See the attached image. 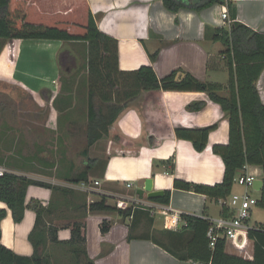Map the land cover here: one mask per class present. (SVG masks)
Masks as SVG:
<instances>
[{
    "label": "crops",
    "instance_id": "crops-1",
    "mask_svg": "<svg viewBox=\"0 0 264 264\" xmlns=\"http://www.w3.org/2000/svg\"><path fill=\"white\" fill-rule=\"evenodd\" d=\"M87 2L100 32L117 42V71L129 73L148 66L154 69L159 79L188 73L203 82L227 84L226 81H218L224 73L219 75L217 69H209L208 65L212 58L223 59L222 53L226 48L215 38L218 29H230V22L223 18L226 6L215 4L200 13L181 9L175 14L168 11L161 0ZM235 3L238 8L237 21L264 34V0H235ZM34 43L55 45L43 57L40 46H33ZM65 47V42L56 40H17L6 43L0 52V84L8 83L16 90L32 94V101L31 98L25 101V110L37 108L44 113L45 126L48 124L58 128L62 125L87 124L91 94L95 105L112 104L116 100H121V104L128 102V107L110 126L109 137L88 151V158L101 159L105 165L90 172L87 183H71L66 177L67 171L72 166L76 170L84 168L86 160L80 161L78 165L72 162L65 165L62 136H55L54 141L32 152L26 139L17 147L18 138L13 139L9 132H0V146L14 143L13 147L18 148L9 153L6 159L0 156V168L51 187L73 191L69 196L59 197L51 188L32 185L27 191L26 204L35 201L46 209L51 206V213L45 216V220L48 224L63 226L58 232L60 242H67L71 238V231L65 226L76 218L85 221L87 252L95 264H200L180 261L149 240L154 237V233L181 230V227L176 230L165 228L164 215L147 216L138 212L131 230L132 217L122 219L116 214L86 213L85 208L102 196L109 199L110 205H114L119 198L126 199L134 206L149 203L166 205L152 202L146 195L141 200L137 195V190L144 186L147 179L152 178L154 190L171 192L169 206L194 217H221L223 200H211L201 194L174 188L175 180L211 186L222 183L225 166L221 157L213 153V147L229 143L230 126L221 106L211 101L206 93L197 91H141L134 99L127 100L121 99V96L117 98L115 90H90L89 56L87 58L79 50L74 53ZM11 48L16 50L14 55L10 53ZM25 51L28 54L24 58ZM152 56H156V59ZM80 61L86 63L83 64L86 69L81 70ZM70 62L71 67L68 64ZM62 68L67 71L63 77ZM81 75L87 76V90H58L60 78L66 80L77 77L76 85L74 81L76 88ZM257 90L264 105V71ZM6 92L9 93L8 90ZM199 102L205 103L201 110L188 109ZM0 110H4L1 104ZM213 125H217V129L210 134L208 146L203 152H197L190 141L176 138L177 128L199 129ZM94 152L97 154L94 155ZM78 154L81 159V152ZM247 171L257 176V180H263L262 167L248 166ZM31 173L39 174L40 179L30 178ZM53 178L65 183L63 186L55 184L57 181ZM96 181L99 182L97 186ZM130 184L132 188H128ZM238 187L236 184L234 193ZM1 209L7 211L1 223L2 245L19 256H32L34 248L29 236L36 222L35 211L27 209L24 220L16 224L11 211L2 202ZM85 214L87 217L83 218ZM104 221L110 224L105 234L101 231ZM130 233L137 239H130ZM251 247L249 257L243 256L241 250L232 244L226 245V251L231 255L252 259L253 241ZM66 249L50 242L46 252L53 263L62 264L61 260L68 255Z\"/></svg>",
    "mask_w": 264,
    "mask_h": 264
},
{
    "label": "trees",
    "instance_id": "trees-1",
    "mask_svg": "<svg viewBox=\"0 0 264 264\" xmlns=\"http://www.w3.org/2000/svg\"><path fill=\"white\" fill-rule=\"evenodd\" d=\"M164 7L177 14L181 9L197 13L222 4L228 8L232 21L230 29H218L216 41L225 46L220 65L228 72L226 85L213 82H203L196 77L186 74V79L177 84L175 76L159 79L152 67L143 66L134 72L117 71V42L100 32L95 17L87 0H0V52L8 42L17 40H56L65 43H85L88 47L87 66L90 68V90L106 89L100 86V81L108 79L105 74L107 67L114 63L115 72L125 82V94L121 96L128 100L137 97L141 91H197L206 93L211 101L221 106L230 126L229 143L215 145L213 153L223 160L225 166L222 183L211 185L194 184L175 180L174 188L204 195L211 200H223L222 217L229 218L233 212L227 206L228 198L234 193L235 179L243 174L248 166L262 167L264 171V105L262 104L257 84L264 71V34H260L237 21L238 8L235 0H161ZM156 59V56H152ZM209 69H217L218 64L213 58L209 60ZM63 79V78H62ZM128 81L134 82V85ZM129 83V85H128ZM74 79L64 80L63 87L73 86ZM133 87V88H132ZM128 89V90H127ZM113 91V90H112ZM221 93H226L222 95ZM120 102V103H118ZM205 103L199 102L188 107L190 111L201 110ZM128 107V102L121 104L95 105L93 94L90 95V106L85 126H75L80 129V136L85 139L86 146L81 152L85 159V167L75 169L72 166L66 173L71 183L88 182L89 173L97 171L105 165L98 158H88L89 149L109 137V128L120 114ZM69 114V112H68ZM65 117V116H64ZM74 127V126H70ZM84 127V128H83ZM217 125L199 129L177 128L176 138L190 141L197 152H203L208 146L210 134ZM172 164V161H170ZM32 185L51 188L58 196H69L73 193L68 188L51 187L48 184L31 180L12 173L0 176V202L11 211L16 224L24 220L26 210L36 213V222L29 240L34 248L30 257L19 256L2 245L1 223L7 216L5 209L0 210V264H54L47 254L48 244L54 243L66 247L71 255L73 264H95L87 252L86 223L76 218L69 224L71 238L67 242L58 240V232L63 226L48 224L45 216L51 213V206L46 209L40 202L26 204L28 188ZM258 202L255 207L264 210V177L263 187L258 192ZM171 192H165V197L152 202L168 205ZM109 199L102 196L98 201L86 206V213L118 215L122 219L143 212L141 206H132L123 211L108 203ZM135 207V209H133ZM87 214L83 218H86ZM187 226L179 232L163 231L154 233L152 240L158 246L183 262L200 264H264V231L252 229L249 240L254 242L252 259L231 255L226 251V239L218 238L215 246H210L208 231L210 223L204 219L184 215ZM110 229V224L104 221L101 231L103 234ZM130 239H137L130 233Z\"/></svg>",
    "mask_w": 264,
    "mask_h": 264
},
{
    "label": "rangeland",
    "instance_id": "rangeland-1",
    "mask_svg": "<svg viewBox=\"0 0 264 264\" xmlns=\"http://www.w3.org/2000/svg\"><path fill=\"white\" fill-rule=\"evenodd\" d=\"M52 44L53 45L45 44V43H34L32 45L40 46V50L43 53V57L44 56L46 57V55L50 51V47L55 45V43H52ZM69 44H73V45H69ZM28 45H31V44H27V46ZM24 46L26 45H23V47ZM65 48L72 50L74 53H75V50L76 51L79 50L80 52L83 53V55H87L88 47L86 46L85 43H82V44L66 43ZM10 53L14 55V53H16L15 48H11ZM27 54H28L27 51H25L24 58L26 57ZM216 63L218 64L217 70L219 71L218 72L219 75H221V73H224L223 75L219 77L218 81L228 82V79H229V75L227 74L228 72L226 73L223 72L224 68L220 65L221 61L219 59L216 60ZM68 64L70 65V67L72 66L71 62ZM68 64L66 66H68ZM83 64L86 65V63H83L82 61H80L79 66L81 70H84L85 68V67L83 68ZM61 71H62L61 72L62 77L65 76L67 72L66 69H63ZM115 71L116 70L114 67V63H111V67H107V70H105V74H107L108 72L110 77H108V79L101 80L100 86H105L106 90H113V91L115 90L114 92L116 94V97L118 98L119 96H122L123 94H125L126 88H125L124 80L120 76H118ZM76 78L77 77H75L74 79L75 85H76ZM63 81L64 79L60 78L59 86L57 87L58 90H80L81 91V90L88 89L87 88L88 79L86 75L84 77L81 75V79L79 80L78 86L76 88H75V85L63 87ZM128 82L134 85V82H131V81H128ZM6 90H8L9 92L8 94ZM12 90L13 91L15 90V91L12 94H10ZM221 94L225 95L226 93H221ZM30 98L32 101L33 95L28 92L25 94V92L16 90V88H14L11 85H8V83L0 84V104L3 106V109H4L2 111L0 110V114L3 115L2 117L0 115V132H4L5 134L9 132V135H11L13 139L18 138L19 142L17 144V147L21 146V141L23 139L24 140L26 139L27 141H29V145H30L29 149L32 152L37 150V148L40 146H46V144L49 141H52V140L54 141L55 136L57 137L62 136L63 138L62 146H63V151L65 154V160H66L65 165H67L69 162H72L75 165L80 164L81 163L80 161H82L83 159H79L78 153L82 152L86 146L85 139H82V137L79 135L80 129L75 126L70 127L69 125H62L59 128L54 127V126L53 127L49 126L48 124L45 126L46 123L43 120L44 118L43 112L39 111L37 108L32 109L31 111L25 110V108L27 107L26 106L27 103H25V101L26 99H30ZM6 107H7V110H6ZM80 113L83 114V111H80ZM67 119H68V116L65 118L64 122ZM13 145L14 143L13 144L6 143L0 146L1 158H4V159L8 158L9 153L13 152V150L18 149V148H14ZM96 154L97 152H94V155ZM52 160H54V158H52ZM56 160L58 161V156L56 157ZM29 176L32 179H40V176L37 173H31V175ZM53 179L56 180L55 178ZM56 181L58 183L54 182L55 184H59L62 186L65 183V182L63 183L61 180H60L61 182H59L58 179ZM38 187H42V186H38ZM243 191L244 190L241 187L236 188V193H243ZM253 195L255 197H258L259 194L258 192H254ZM114 201L115 200H113V202ZM249 225L251 228L255 230L264 231V210L263 209H260L258 207L252 208ZM239 242H242V239H239ZM245 243H246L245 250L241 254L245 257H249L251 256V250H252L251 241L247 239ZM66 251L68 252L69 256L66 254L65 258L62 259L61 260L62 262L60 263L73 264V260L71 259L72 257L69 254L68 249H66Z\"/></svg>",
    "mask_w": 264,
    "mask_h": 264
},
{
    "label": "built area",
    "instance_id": "built-area-1",
    "mask_svg": "<svg viewBox=\"0 0 264 264\" xmlns=\"http://www.w3.org/2000/svg\"><path fill=\"white\" fill-rule=\"evenodd\" d=\"M224 20H230L228 9L224 8L223 11ZM248 167L245 168L243 174L235 179V183L244 189L243 193H233L227 200L228 208L233 212V216L229 218L219 217L217 219H207L211 225L208 231V238L211 243L210 246L213 248L218 238L222 237L226 239L227 244H232L237 250L243 252L245 250V241L249 239V232L253 229L249 225L252 208L257 205L258 199L253 195L254 183L257 180V176L250 174L247 171ZM6 173L0 168V176ZM95 185H99L96 181ZM130 184L128 188H132ZM226 204V202H224ZM132 203H129L124 198H119L115 202V207L119 210H127L131 208ZM143 210L148 211L151 216L156 214L164 215L165 228L178 229L182 226H187V221L184 219V214L181 210L173 208L169 205H141ZM135 209V207L133 208ZM190 216V215H189ZM242 239V242H239Z\"/></svg>",
    "mask_w": 264,
    "mask_h": 264
},
{
    "label": "water",
    "instance_id": "water-1",
    "mask_svg": "<svg viewBox=\"0 0 264 264\" xmlns=\"http://www.w3.org/2000/svg\"><path fill=\"white\" fill-rule=\"evenodd\" d=\"M186 79V75L183 73L177 74V76L174 79V82L177 84L182 83ZM263 187V180H256L254 183V191L255 192H260ZM137 195L139 198L142 200L144 199L145 195L149 200H156V199H161L165 197V192L164 191H157L154 190V180L152 178L147 179L144 183V186L139 188L137 190Z\"/></svg>",
    "mask_w": 264,
    "mask_h": 264
}]
</instances>
